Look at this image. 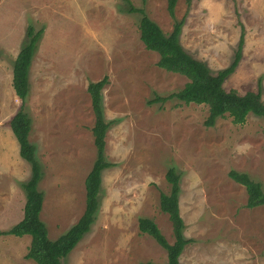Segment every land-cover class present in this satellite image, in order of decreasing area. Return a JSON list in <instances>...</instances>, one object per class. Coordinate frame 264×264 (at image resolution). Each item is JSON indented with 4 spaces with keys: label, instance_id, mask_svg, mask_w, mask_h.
Wrapping results in <instances>:
<instances>
[{
    "label": "rangeland",
    "instance_id": "374dc122",
    "mask_svg": "<svg viewBox=\"0 0 264 264\" xmlns=\"http://www.w3.org/2000/svg\"><path fill=\"white\" fill-rule=\"evenodd\" d=\"M142 9L164 31L184 20L180 42L214 73L242 60L225 82L240 95L264 101V0H0V264L26 259L31 237L5 236L24 217L23 183L31 166L20 156L11 120L21 110L32 120L30 141L42 165L41 220L56 241L86 210V179L97 159L90 83L107 77L103 111L106 137L100 207L90 231L63 264H168V252L142 235L139 221L153 220L175 243L161 194L167 173L181 179L184 236L192 240L181 264H264V206L249 209L246 188L230 172L247 174L264 191V122L244 125L229 117L209 127V107L178 99L189 80L158 67L159 55L141 41ZM32 25L44 33L33 58L26 103L13 88L15 61Z\"/></svg>",
    "mask_w": 264,
    "mask_h": 264
},
{
    "label": "trees",
    "instance_id": "16d2710c",
    "mask_svg": "<svg viewBox=\"0 0 264 264\" xmlns=\"http://www.w3.org/2000/svg\"><path fill=\"white\" fill-rule=\"evenodd\" d=\"M177 3L178 0H168V11L173 18ZM129 12L140 14L141 41L147 50L159 55L158 67L167 72L180 74L189 80L180 92L166 98L156 97L153 102L178 99L185 104L208 106L209 117L206 125L209 127L214 126L218 118L226 117L231 118L236 125H244L250 115L262 118L264 122V101L261 93L248 92L240 95L237 91H227L224 87L226 80L234 74L242 60L243 36L240 39L234 62L228 68L214 73L204 62L194 58L182 46L180 36L184 20L175 22L172 34L168 36L148 17L144 10L131 7ZM43 33V29L37 31L32 25L28 27V41L21 49L14 64L13 88L22 103H26L28 99L30 68ZM108 82V78L105 77L101 81L90 83L88 87L95 115L92 133L97 148V159L86 179V210L78 223L56 241L50 239L48 228L41 220L44 193L40 191L39 184L44 173L37 158L36 146L30 141L32 120L23 107L11 120V130L19 143L20 156L31 166V177L23 183L26 204L22 221L1 235L18 238L31 237L26 259L33 260L36 264H63V261L81 242L95 222L100 207L102 173L111 166L107 162L105 150L107 133L112 123L105 118L102 93ZM166 178L171 191L169 194H161L160 206L172 222L175 243L171 245L167 241L153 220L140 219L139 230L142 235L152 237L168 252V264H181V256L192 240L184 236L185 223L180 211V176L172 168L168 171ZM230 178L246 188L249 209L264 206V191L260 183L253 181L247 174H240L236 171L230 172Z\"/></svg>",
    "mask_w": 264,
    "mask_h": 264
}]
</instances>
